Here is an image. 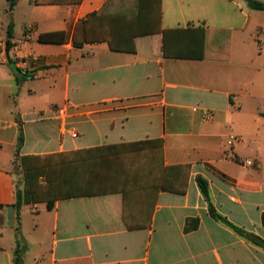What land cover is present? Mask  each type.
I'll use <instances>...</instances> for the list:
<instances>
[{
  "label": "crops",
  "instance_id": "1",
  "mask_svg": "<svg viewBox=\"0 0 264 264\" xmlns=\"http://www.w3.org/2000/svg\"><path fill=\"white\" fill-rule=\"evenodd\" d=\"M105 1H8L0 17L12 44L0 50V264H14L18 229L23 264H264L262 246L209 212L264 239V10L160 0L154 33L75 44ZM48 32L63 40L41 42ZM36 170L50 190L18 214Z\"/></svg>",
  "mask_w": 264,
  "mask_h": 264
},
{
  "label": "trees",
  "instance_id": "2",
  "mask_svg": "<svg viewBox=\"0 0 264 264\" xmlns=\"http://www.w3.org/2000/svg\"><path fill=\"white\" fill-rule=\"evenodd\" d=\"M10 2V9H12L17 0H8ZM248 4L257 10H264V2L259 0H247ZM161 23V4L160 0H106L103 6L97 10L92 12L86 20L81 21L77 28L83 29L84 38L79 41L77 36H74V42L77 45L83 44L85 42H91L94 40H107L111 44V46L115 47V39L118 37L121 38L120 35L123 34V31L128 30L131 34V38L137 36L138 34H145L148 32L154 33L155 29L160 27ZM95 26V30L97 33H91L90 27ZM11 28V27H10ZM11 29L8 31V36H12ZM62 35V37L60 36ZM114 37V38H113ZM41 42L46 43H57L63 40V33L61 32H48L41 33L38 38ZM10 40L8 41V48L11 46ZM17 71L19 69H16ZM24 141L23 133L21 132L18 138V150ZM148 144V141H139L136 143H132L130 146L132 147V151H134L135 156L139 150H143L144 146ZM138 151V152H137ZM137 164V162H136ZM135 165V161H132L130 164V169ZM125 169V168H124ZM127 169V168H126ZM125 169V170H126ZM49 172V171H48ZM125 173V171H124ZM43 174V171H27L25 172V185L23 189L17 192V199L15 203V207L17 209L18 214L21 213L22 206L25 203L34 202L38 200H42L44 194L50 190V186L48 184H42L39 182L40 176ZM198 183L202 189L203 194L206 199L210 202L209 198V190H208V182L201 176L197 178ZM52 186V185H51ZM72 189L76 190V186L68 187L65 185H60L59 187L52 186V190L56 189L61 192V194L67 195L69 191H65L62 189ZM57 195V194H56ZM70 195V194H69ZM56 200L51 199L48 201V206L51 207ZM210 215L227 225L234 228L238 233L247 237L252 242L262 246L264 248V239L255 235L253 233L247 232L246 230L237 227L234 225L227 217L221 215L213 204L210 202L209 205ZM264 223V214L262 217ZM191 220H188V222ZM198 220H196V223ZM198 224L186 226V230L194 229ZM23 248H22V237H21V229L17 230V245L15 249V257L14 264H23L22 258Z\"/></svg>",
  "mask_w": 264,
  "mask_h": 264
},
{
  "label": "built area",
  "instance_id": "3",
  "mask_svg": "<svg viewBox=\"0 0 264 264\" xmlns=\"http://www.w3.org/2000/svg\"><path fill=\"white\" fill-rule=\"evenodd\" d=\"M8 41H9V38L8 37H5L2 34H0V50H6L7 49V47H8ZM203 118H204V120H207V121L212 120V114H211V112H208V111L205 112L204 115H203ZM70 132H71L72 137H77L78 131H77L76 128L71 127ZM234 140H236V136L231 135L230 136L229 143L231 144ZM245 164L246 165H252V160L251 159H246L245 160Z\"/></svg>",
  "mask_w": 264,
  "mask_h": 264
},
{
  "label": "rangeland",
  "instance_id": "4",
  "mask_svg": "<svg viewBox=\"0 0 264 264\" xmlns=\"http://www.w3.org/2000/svg\"><path fill=\"white\" fill-rule=\"evenodd\" d=\"M8 0H0V17L3 18L6 16L5 10Z\"/></svg>",
  "mask_w": 264,
  "mask_h": 264
},
{
  "label": "water",
  "instance_id": "5",
  "mask_svg": "<svg viewBox=\"0 0 264 264\" xmlns=\"http://www.w3.org/2000/svg\"><path fill=\"white\" fill-rule=\"evenodd\" d=\"M13 217H14V206H10L8 209V220L11 222V224Z\"/></svg>",
  "mask_w": 264,
  "mask_h": 264
}]
</instances>
